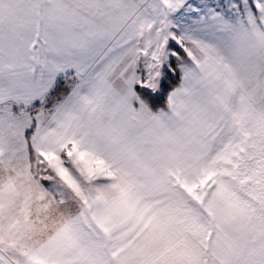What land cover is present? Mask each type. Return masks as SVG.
I'll return each mask as SVG.
<instances>
[{
  "label": "snow or ice",
  "instance_id": "6c2138e0",
  "mask_svg": "<svg viewBox=\"0 0 264 264\" xmlns=\"http://www.w3.org/2000/svg\"><path fill=\"white\" fill-rule=\"evenodd\" d=\"M0 264H264V0H0Z\"/></svg>",
  "mask_w": 264,
  "mask_h": 264
}]
</instances>
